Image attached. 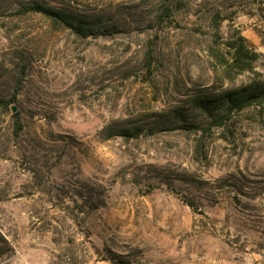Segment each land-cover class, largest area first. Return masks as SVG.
Instances as JSON below:
<instances>
[{
  "label": "rangeland",
  "instance_id": "rangeland-1",
  "mask_svg": "<svg viewBox=\"0 0 264 264\" xmlns=\"http://www.w3.org/2000/svg\"><path fill=\"white\" fill-rule=\"evenodd\" d=\"M252 82L264 0H0V264H264Z\"/></svg>",
  "mask_w": 264,
  "mask_h": 264
},
{
  "label": "trees",
  "instance_id": "trees-1",
  "mask_svg": "<svg viewBox=\"0 0 264 264\" xmlns=\"http://www.w3.org/2000/svg\"><path fill=\"white\" fill-rule=\"evenodd\" d=\"M36 10L45 12L49 15H53V11L48 8L42 6H36ZM242 39V38H241ZM231 56L229 57L228 61L225 63V71H228L229 67L231 66H238L241 70L249 68V65H244V61L247 59H253L256 54L250 53V49L244 43H238L232 45ZM227 66H229L227 68ZM264 97V82H252L247 84L246 86L236 89L233 91H224L222 94L217 98V101L220 104H230L234 106H243L247 104L249 101L253 100L254 98H262Z\"/></svg>",
  "mask_w": 264,
  "mask_h": 264
}]
</instances>
